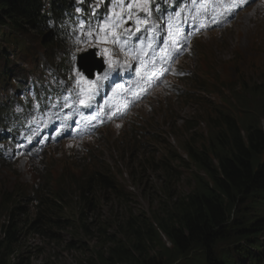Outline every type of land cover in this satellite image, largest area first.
Returning <instances> with one entry per match:
<instances>
[{
    "label": "rangeland",
    "instance_id": "obj_1",
    "mask_svg": "<svg viewBox=\"0 0 264 264\" xmlns=\"http://www.w3.org/2000/svg\"><path fill=\"white\" fill-rule=\"evenodd\" d=\"M237 2L205 0L195 4L194 14L204 15L212 23L194 37L180 60L175 59L176 52L171 55L167 65L173 72L152 88L148 97L149 89L137 86L139 81L131 74L138 61L128 60L117 49H100L108 68L92 87L114 92L119 86L123 90L122 83L114 86L115 75L109 81L108 76L116 71L126 73L132 88L125 91L133 95L136 109L118 121L111 118L114 122L79 140L57 136L58 124V133L64 132L62 107H51L39 117L24 111L28 103L20 96L22 84L39 75L46 79L41 72L47 74L50 65H55L46 55L54 49L32 29L16 34L8 26L3 28L0 191L13 193L9 204L20 210H15L16 242L10 248L5 233L9 212L0 217V264H130L115 257L119 247L139 260L155 256L162 264H197L201 248L193 249L187 258L177 257L162 229L163 222L173 221L170 215L177 214L189 194L200 185H211V177L189 150L217 166L218 156L230 152L236 128L245 131L260 125L264 130V0H246L234 7ZM208 12H216L218 21L213 23ZM129 17L142 25L139 14ZM144 20L153 22L148 12ZM179 29H184L183 25L173 30L169 27L167 33L172 36ZM137 35L136 30L131 34ZM76 48L81 52L88 46ZM91 106V102L82 101L77 109ZM65 115L70 118L71 113ZM20 119L24 125H19ZM88 121L98 128L89 116ZM16 129V135L12 134ZM260 156L264 159V153ZM82 172L116 177L115 187L99 183L96 192L88 195L89 207L72 190L65 206L49 208L47 215H40L31 201L36 191L41 193L48 183L55 184L53 179L61 173L67 176V184L72 182L70 176ZM136 231L140 232L142 253L134 248L140 239ZM239 244L234 240L220 243L216 252Z\"/></svg>",
    "mask_w": 264,
    "mask_h": 264
},
{
    "label": "trees",
    "instance_id": "obj_2",
    "mask_svg": "<svg viewBox=\"0 0 264 264\" xmlns=\"http://www.w3.org/2000/svg\"><path fill=\"white\" fill-rule=\"evenodd\" d=\"M78 0H0V32L5 35L4 27L16 34L24 29H32L41 35L48 48L54 54L68 51V35L62 18L76 6ZM84 2V0H83ZM18 36V35H17ZM234 140L230 152L218 156V163L211 165L195 152L189 150L193 159L211 177V185H200L189 194L180 205L177 214H171V221L163 222L162 229L173 243V254L177 257H189L195 248H201L197 264H264V130L260 125L245 131H233ZM97 173L82 172L70 176L71 183L66 184L63 173L44 187L36 191L37 209L47 215L49 208H61L67 204L68 192H74L87 207L91 200L89 194L96 192L97 186L106 185L114 188L116 177ZM13 193L0 191V217L3 213L10 216L6 233L7 247L15 244V210L20 207L10 206ZM32 197V198H33ZM14 200V199H12ZM44 212V213H43ZM136 238L140 232L136 231ZM134 247L137 253L142 248ZM244 241L226 252L217 254L220 243ZM118 260H129L130 264H162L157 257L150 259L134 257L130 251L116 249ZM119 250V251H118ZM231 250V251H230ZM142 253V252H141ZM145 260V261H143Z\"/></svg>",
    "mask_w": 264,
    "mask_h": 264
},
{
    "label": "water",
    "instance_id": "obj_3",
    "mask_svg": "<svg viewBox=\"0 0 264 264\" xmlns=\"http://www.w3.org/2000/svg\"><path fill=\"white\" fill-rule=\"evenodd\" d=\"M85 57L87 58L88 61H85L86 59H84V56H82V58L80 60V65L82 66V68L85 69V71L88 74L93 73V71L95 69L100 68L101 64H98V65L97 64H90L89 61L92 60V58H93L91 54H87ZM89 71H91V72L89 73Z\"/></svg>",
    "mask_w": 264,
    "mask_h": 264
},
{
    "label": "bare ground",
    "instance_id": "obj_4",
    "mask_svg": "<svg viewBox=\"0 0 264 264\" xmlns=\"http://www.w3.org/2000/svg\"><path fill=\"white\" fill-rule=\"evenodd\" d=\"M199 36V35H198ZM198 36H196V37H198ZM193 45V44H192ZM40 49V48H39ZM42 50V49H41ZM43 51V50H42ZM43 53H44V51H43ZM44 55V54H43ZM40 56V55H39ZM31 57H32V55H31ZM46 57V56H45ZM4 60V59H3ZM180 60V59H179ZM32 63H34V61L32 60ZM31 64V63H30ZM36 68V67H35ZM15 71L14 72H17L16 71V69H14ZM13 72V73H14ZM12 73V72H11ZM31 73V72H30ZM8 75V74H7ZM13 75V74H12ZM18 76H20V75H18ZM17 77V76H16ZM15 77V78H16ZM12 77H10V79H11ZM12 80V79H11ZM14 80V79H13ZM12 80V81H13ZM15 81V80H14ZM110 87V86H109ZM115 88V87H114ZM117 88V87H116ZM124 89V88H123ZM115 91V90H114ZM146 101V100H145ZM143 102V101H142ZM141 104V103H140ZM138 105V104H137ZM136 109V108H135ZM132 112V111H131ZM127 117V116H126ZM123 121H124V119H123ZM11 130H13V129H11ZM59 130V129H58ZM28 134V133H27ZM29 134H31V133H29ZM19 135V134H18ZM27 136V135H26ZM22 138V137H21ZM33 138V137H32ZM60 140H64V139H60ZM63 142V141H62ZM54 143H52V145H53ZM29 145V144H28ZM49 146V145H48ZM31 151V150H30ZM34 155V154H33ZM31 201L34 203V204H37L38 203V201H37V198L36 197H33V198H31Z\"/></svg>",
    "mask_w": 264,
    "mask_h": 264
},
{
    "label": "snow or ice",
    "instance_id": "obj_5",
    "mask_svg": "<svg viewBox=\"0 0 264 264\" xmlns=\"http://www.w3.org/2000/svg\"><path fill=\"white\" fill-rule=\"evenodd\" d=\"M246 2V0H238V2L237 3H235L233 6L234 7H239V6H241L243 3H245Z\"/></svg>",
    "mask_w": 264,
    "mask_h": 264
}]
</instances>
